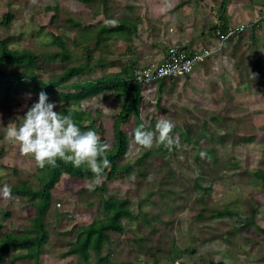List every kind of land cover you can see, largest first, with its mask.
I'll return each instance as SVG.
<instances>
[{"label": "rangeland", "instance_id": "rangeland-1", "mask_svg": "<svg viewBox=\"0 0 264 264\" xmlns=\"http://www.w3.org/2000/svg\"><path fill=\"white\" fill-rule=\"evenodd\" d=\"M7 12L13 18L4 25ZM222 14L228 24H246L223 54L201 61L185 76L141 87L138 117L145 130L168 119L182 147L146 150L132 138L120 161L124 168L111 178L105 174L92 191L87 185L94 177L61 174L44 214L48 237L37 262L12 251L0 264H264V182L254 175L264 170V0H0V41L37 52L35 67L43 82L81 65L84 70L70 82H84L115 73L124 77V68L142 74L165 59L173 42L210 41L206 35L219 22L213 16ZM112 22L125 34L101 33L99 39L100 28L109 30ZM57 51L68 52V59L48 56ZM6 67L11 75L23 70ZM67 91L47 94L57 103L54 110L88 113L109 147L123 96L109 89L75 103L63 97ZM10 96L0 93V191L22 181L39 183L34 160L5 139L7 129L18 127L37 101L36 90L21 86ZM82 125L84 131L88 121ZM135 126L130 117L123 125L127 136ZM109 197L124 203L123 232L107 231L101 250L92 247L91 235L87 259L82 249L70 252L97 230L93 221L105 217ZM37 213L25 196H0L4 232H31Z\"/></svg>", "mask_w": 264, "mask_h": 264}, {"label": "trees", "instance_id": "trees-1", "mask_svg": "<svg viewBox=\"0 0 264 264\" xmlns=\"http://www.w3.org/2000/svg\"><path fill=\"white\" fill-rule=\"evenodd\" d=\"M12 18L13 14L7 12L3 15L2 23L8 25ZM222 19L224 20L222 21L223 24L215 26L213 33L217 28L225 30L228 27L226 25V18L223 16ZM123 29V27L116 26L109 28V30L100 28L98 38L101 39L103 37L101 33L114 32L125 34ZM53 40L60 47L65 48L64 41L60 37L54 36ZM68 55L69 54L68 52L66 53V51L48 53V56L53 60H67ZM39 57L40 55L37 52L30 49L10 48L5 41H0V93L2 92L6 99L11 97L10 92L12 90L17 91L21 86H32L36 90L37 100L38 94L41 91H44L46 94H51L54 92L55 88H64L68 90L63 94V97L75 103L82 102L91 96L109 89L113 90V93L123 96L119 105V111L113 117V139L107 151V158L111 162V167L110 169L105 170L104 175L106 174L107 178H111L113 174L120 172L124 168V164H120V161L127 152L128 142L133 138V135H126L123 130V125L130 119V117L135 118V129L142 123L138 114L139 104L143 99V88L141 90V87L144 85L140 84L134 78V72L127 73L125 68L123 69L126 74L124 77H120V73H115L110 76L99 77L96 80L89 79L84 82H70L74 76L82 73L85 67L84 65L66 67L55 80L43 82L38 78L35 67L38 63ZM87 59H90V57L87 56ZM7 64L20 66L23 70L20 73L11 75L9 74V69L6 67ZM59 112L61 114L71 113L74 122L80 129L83 128V120L86 119L88 121V127L84 131L97 130L95 122L91 116L81 109L64 107ZM100 142L105 144L102 138H100ZM206 152H210L209 149H207ZM142 159L143 157L139 158V160ZM57 165L58 166L55 168L46 166L44 169H40L37 167V178L39 182L37 187H32L27 181H22L10 186L12 193L11 196L27 197L32 202L33 206L38 209V213L32 218L31 232L29 233L4 232L2 231L3 224L0 222V263L12 251L23 252L26 256L37 262L43 251V244L48 237L44 222V214L51 203L55 184L58 182L61 174L66 173L69 176L81 179L93 178V174L86 167L82 166L81 168H74L71 164H65L61 160H57ZM254 175L264 182V170H256L254 171ZM123 207L124 203L118 198L109 197L103 205L105 217L93 221L97 230H91L89 232L91 233L90 236L87 237L83 244L81 243V247L77 248V245H74L70 249V252L73 253L82 249L80 254L83 259H87L86 249L90 245L91 235L95 234L92 247L101 250L103 238L108 236L107 231L118 233L123 232L124 227L121 222V218L123 217ZM219 213L223 214L220 211ZM262 231H264V229H262ZM105 260H107V257H103V261ZM209 264L214 263L210 262Z\"/></svg>", "mask_w": 264, "mask_h": 264}, {"label": "clouds", "instance_id": "clouds-1", "mask_svg": "<svg viewBox=\"0 0 264 264\" xmlns=\"http://www.w3.org/2000/svg\"><path fill=\"white\" fill-rule=\"evenodd\" d=\"M112 24L114 26L115 22ZM25 95L31 97V93ZM56 107L57 103L49 102L47 94L41 91L38 100L23 115L21 124L7 129L5 139L18 146L21 155L31 157L40 169L57 167V160L74 168L86 167L94 177L87 185L92 191L102 181L105 170L111 167L107 158L108 145L100 142L95 131H81L71 113L61 114L54 110ZM173 128L174 124L164 118L156 122L152 131L145 130L141 123L133 132V143L146 150L163 146L171 152L182 147L179 137L172 135ZM11 194L8 185L0 191L5 199Z\"/></svg>", "mask_w": 264, "mask_h": 264}, {"label": "built area", "instance_id": "built-area-1", "mask_svg": "<svg viewBox=\"0 0 264 264\" xmlns=\"http://www.w3.org/2000/svg\"><path fill=\"white\" fill-rule=\"evenodd\" d=\"M246 24L240 23L228 26L225 30H215V40L212 45L187 49L182 44L172 43L167 50L165 59L155 66L147 68L142 74H134V78L144 86H157L158 82L167 78L185 76L194 67L215 54L223 52L226 43L238 36L245 29Z\"/></svg>", "mask_w": 264, "mask_h": 264}, {"label": "crops", "instance_id": "crops-1", "mask_svg": "<svg viewBox=\"0 0 264 264\" xmlns=\"http://www.w3.org/2000/svg\"><path fill=\"white\" fill-rule=\"evenodd\" d=\"M194 13H197V12L195 11ZM227 15H229V14H227ZM223 16H224V17L226 18V20H227V16H225V14H224V15L222 14V15L218 16V18L215 17V16H213V18L216 19V20L218 19V21H219L218 24H223V23H222V21H224V20L222 19ZM218 24H216V26H217ZM226 25H227V26H230V25H232V24H228V23H227ZM193 29H194V28L192 27L191 31H193ZM202 32H204V31H202ZM191 35H193V34H191ZM206 36L209 37L208 40H210V41H207V40H206V41H203V42H197V43H193V44L190 45V39H189V41L186 39V41H184L185 43H179V44H182L184 47H186V48L189 49V50L194 49V48H197V46H200V47H201V46H207V45L212 44L211 41H212V40L214 39V37H215L214 33H212L210 36L207 34ZM231 40H232V39H231ZM231 40H230V41H231ZM230 41H229V42H230ZM173 43H177V42H173ZM171 44H172V43H171ZM171 44H170V45H171ZM220 54H223V53H220ZM220 54H218V55H220ZM164 58H165V57H164ZM203 62H204V61H203Z\"/></svg>", "mask_w": 264, "mask_h": 264}]
</instances>
